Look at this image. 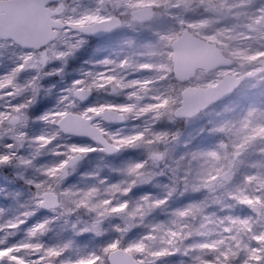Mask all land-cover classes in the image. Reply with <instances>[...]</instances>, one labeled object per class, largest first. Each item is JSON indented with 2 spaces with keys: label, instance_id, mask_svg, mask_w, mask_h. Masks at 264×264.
<instances>
[{
  "label": "rangeland",
  "instance_id": "obj_1",
  "mask_svg": "<svg viewBox=\"0 0 264 264\" xmlns=\"http://www.w3.org/2000/svg\"><path fill=\"white\" fill-rule=\"evenodd\" d=\"M59 5L64 7L67 16L82 21L83 25L113 15L119 16L123 25L97 41H89L76 33L73 38L81 39L83 46L69 58L65 73L44 75L59 66V62L47 64L43 69L25 65L23 73L14 81L22 91L15 96L0 94L3 97L0 113L15 115L9 102L12 107L25 103L32 89L24 86L33 82L37 87L36 102L25 110L28 120L14 129L17 135L25 134L16 155L30 160L31 164L15 159L8 165H0V240L8 244L39 243L44 250L67 245L60 260H50L43 252L38 255L27 249L22 253L26 257L24 264L29 261L61 264V260L72 264L78 258L93 255L100 264H105L110 251L125 250L134 242L144 245V255L131 254L144 262L152 260V253L165 251L175 254L161 257L156 264H200V260L208 264H240L245 255L243 246L250 243L249 237L264 232V223L259 224L256 213L248 210L256 208L260 211L259 217L264 218V200L259 199L264 187V136L256 134L264 128V72L244 81L232 96L194 119L177 121L172 114L179 106L184 87H206L227 74L258 71L257 62L264 58V0H61ZM140 8H152L155 14L149 21L137 24L131 13ZM185 28L216 44L233 60V65L207 74L199 71L186 85L179 84L172 72L169 45ZM29 52L37 55L36 51L22 49L12 41H0V76L7 75ZM105 58L127 60L131 70L144 68L146 71L136 72L139 79L121 72L120 83L116 77L100 75L91 89L90 103L75 102L70 111L78 113L97 105L102 111L123 113L126 120L121 127L102 120L94 126L111 143L119 140L130 143L120 147L121 152L114 156L97 154L98 150L85 155L55 186L60 207L39 214L30 191L33 186L26 180H45L40 170L60 162L63 157L56 153H64L65 145L95 146L84 139L64 138L62 134L54 138V125L43 123L38 117L62 109L64 105L56 104V95L66 94L64 90L81 78L82 73L106 72L98 64ZM121 83H127L128 89L122 88ZM12 127L7 121L0 124V133H3L0 153L7 151L5 144L13 143V133L8 132ZM156 135L162 138L156 140ZM38 136L51 139L47 148L41 149L33 142L32 138ZM154 153L160 159L153 160ZM138 162L145 164L138 172L147 182L141 183L138 177L127 172L129 166ZM13 178L23 184L22 188L16 186ZM134 179L136 186L127 194L105 193L106 187L112 184L126 187ZM93 187L99 190V195L91 202L106 198L116 205L126 201L127 208L101 216L99 212L103 209L90 211L87 207H77L81 194ZM12 192L18 195L5 203V207L3 198L13 195ZM169 192L171 196L167 195ZM144 196L149 199L143 200ZM239 197H248L250 203H241ZM161 200L166 202L156 203ZM193 204L198 207L189 208ZM24 210H33V214L25 217ZM180 210L189 214L179 216ZM245 219L249 221L247 226L232 222ZM18 220L24 222L17 229H10L9 225ZM45 220L50 223L43 233L35 238L27 237L28 230ZM115 241L120 246L103 252ZM202 243L211 247H199ZM251 244L255 247L256 242ZM230 251L237 256L230 258ZM259 259L258 256L252 264H259Z\"/></svg>",
  "mask_w": 264,
  "mask_h": 264
},
{
  "label": "snow or ice",
  "instance_id": "obj_2",
  "mask_svg": "<svg viewBox=\"0 0 264 264\" xmlns=\"http://www.w3.org/2000/svg\"><path fill=\"white\" fill-rule=\"evenodd\" d=\"M41 5H43L41 10V18L42 24L44 26L45 31L47 27L51 24V20L49 19L48 14V6L43 4V0H40V3L33 5V7L37 9H41ZM74 28H79L81 32H93L94 28L83 26L82 21H75L73 23ZM52 33H48L51 35ZM0 40H11L13 42L19 44H28L30 41L25 38V33L22 30L17 29L15 26L10 25L7 21L0 22ZM83 43V41H80ZM47 48V46H45ZM37 55L39 56L38 62L29 63L30 57L25 56L22 58V62L17 64L14 68H12L7 75L0 76V94H7L9 96H15L22 91V88L19 87L14 81L19 78V75L23 73L25 69V65L28 67L35 68L37 64H45L48 60V55L45 54L44 50H38ZM61 56L63 54H60ZM102 69H106V72H94L90 71L87 73H82L81 78L76 79L69 86L67 91L74 93L76 97H79L81 101L86 100L91 95V89L94 86L97 77L100 75H108L110 77H116L117 83H120V73L126 72L128 75L133 76L135 79H139L136 76V72H144L146 69L139 68L135 71L131 70L127 67V60L122 61H113L110 58L102 59L98 62ZM133 80V83L135 82ZM120 86L125 90L128 89L127 83H121ZM24 87H30L35 94L37 92V87L35 83L29 82ZM114 92L116 88L112 89ZM0 98H3L0 95ZM32 101L30 100L28 103H20L14 107L10 108L12 113H16L12 115L10 113H0V124L4 121H7L8 124L12 125V128L8 129V132L13 133L11 139L14 141L13 143L5 144L4 147L7 149L6 152L0 153V165H8L13 160L19 159L20 163L29 165L31 164L30 160L23 159L17 157L16 153L19 149L20 142L23 140L21 136H16L14 129L19 125H24L28 120V117L25 115V110L30 106ZM75 102H71L68 104H64L62 109H57L54 112H46L42 116H39L38 119L43 123L53 124L54 127L58 128L59 131L55 133L54 138H60L61 133H77L82 135L89 136L94 142H99V144L103 145L102 148L98 149L92 146H78V145H65L66 151L64 153H56L57 155H61L63 159L53 166H49L43 168L41 171V175H43L46 179L43 181H35L32 179L26 180V183L32 185L35 189V205L34 208H46L53 209L57 202L58 197L55 194V186H58L61 181L69 175V170H74L77 163L83 159V157L91 152L101 150L107 153H112L113 151H117L120 147L128 145L130 141L128 140H119L115 143H108L106 140L101 139L100 134L95 130L94 125L97 123L99 117L98 114L102 112V109L97 106H88L84 110L76 113V115L71 114V109L74 108ZM93 114H97L94 116ZM188 114V113H180L177 112V115ZM55 117V120L53 119ZM111 116L105 115L104 120H110ZM257 135L264 136V128L256 131ZM3 133H0V138H2ZM162 135H156L155 139L160 140ZM33 142L38 144L41 149L47 148L48 144L51 142L50 138H46L44 136L33 137ZM213 155H215L213 153ZM153 160L160 159V155L154 153L152 156ZM145 166L144 162H138L134 165H131L127 168V172L129 175L136 176L139 178V182L144 183L147 182L146 178L139 175L138 170L142 169ZM251 179V177H249ZM104 183V182H102ZM137 181L134 179L129 182L126 187H122L121 184H112L105 189L106 194L115 195L116 193L127 194L134 186H136ZM67 194V193H65ZM171 192L167 195L171 196ZM99 195V190L95 187L91 188L88 191H85L81 194V198L77 202V207H87L90 211H97V209H103V211L99 212V215H104L105 212H113L118 213L127 208V202L118 203L116 205H112L111 200L109 199H101L98 202H91L95 200ZM143 200L147 201L149 199L148 196H144ZM241 203L248 204L250 200L248 197H239L238 198ZM259 199L264 200V187L261 188V193ZM91 202V203H90ZM166 201H157V204H163ZM198 207L197 205H189V208ZM33 214V210L25 212L23 215L25 217L31 216ZM188 211L180 210L177 212L179 216L188 215ZM23 220H18L16 223H12L9 225L10 229L15 230L19 227ZM233 223L242 224L247 226L249 221L247 219L243 221H232ZM50 221L45 220L35 224L30 230L27 232V237L35 238L38 234L43 233L46 230L47 224ZM250 243L243 246V251L245 253L242 258L240 264H252L253 261L257 259L259 256V264H264V232L253 233L249 237ZM251 241H255V247L252 246ZM120 246L119 241L110 242L107 245L103 252H108L112 248H116ZM201 248H209L211 245L207 243H202L199 245ZM67 245L60 249H42V245L39 243L32 242H16L13 244H8L3 240H0V264H24L25 256L22 253L27 249H32L39 255L43 252V256L50 260H60L63 256L64 251L66 250ZM125 251L128 253H140L141 256L144 255V245L140 242H134L128 245L125 248ZM173 252H165V251H156L152 253V260L150 264H156L157 260L166 255H174ZM230 258L236 257L237 253L234 251H230L228 253ZM93 261H96V264H100V261L96 259V256L89 257H81L72 262V264H92ZM28 264H38L37 261H29ZM61 264L64 262L61 260ZM107 264V262H105ZM113 264H144L142 259H137L134 255H129L124 258H114ZM200 264H208L205 260H200Z\"/></svg>",
  "mask_w": 264,
  "mask_h": 264
},
{
  "label": "water",
  "instance_id": "obj_3",
  "mask_svg": "<svg viewBox=\"0 0 264 264\" xmlns=\"http://www.w3.org/2000/svg\"><path fill=\"white\" fill-rule=\"evenodd\" d=\"M60 1L61 0H47L46 2V0H43V4L47 5L48 9H50V5L56 4ZM38 3H40V0H0V22L7 21L10 25L22 30L25 33V38L30 41L28 44L15 43L22 49L38 51L53 42L48 33L55 31V29L50 24L45 31L41 18L43 5H41V9L33 7V5ZM152 15V9H148L147 11L140 9L132 14L133 18L137 21H146ZM49 19L51 20L50 17ZM83 26L94 28L95 31L87 33L76 31L77 29L80 30L78 27L73 29V31L91 38H102L116 32L121 26V19L119 17L112 16L108 19ZM64 27L69 28L70 25H65ZM172 50L173 74L177 81L182 84H185L193 79L197 71H204V73L207 74L211 71L221 68H229L233 65V60L225 56L215 44L195 37L187 29H185L183 33L172 43ZM257 66L260 67V69L254 73H244L240 75L227 74L214 85L206 87H186L181 93V102L179 107H177L173 112L174 119H192L212 105L227 99L245 80L252 79L256 75L264 72V58L257 62ZM90 97L91 95L83 102L89 101ZM177 112L188 114L177 115ZM71 114L76 115L73 113ZM96 115L97 114H94V116ZM105 115L111 116V119L104 120ZM98 117L102 118L108 124L121 123L124 121L123 115L111 110L99 113ZM95 130L100 134L101 139L106 140L97 128H95ZM63 134L66 136L84 138L95 145H99L101 148L103 147V145L99 144V142H94L87 135L77 133ZM117 151H113L110 154H115ZM59 204L60 202L58 198V202L54 209L58 208ZM42 209L44 211L50 210L46 208ZM129 255L132 254L123 249H115L108 254L107 260L109 264H113L114 258H124Z\"/></svg>",
  "mask_w": 264,
  "mask_h": 264
},
{
  "label": "clouds",
  "instance_id": "obj_4",
  "mask_svg": "<svg viewBox=\"0 0 264 264\" xmlns=\"http://www.w3.org/2000/svg\"><path fill=\"white\" fill-rule=\"evenodd\" d=\"M47 2V0H46ZM49 17L51 18V25L54 27L55 31L51 32L52 34L50 37L54 41L53 43H50L47 48L44 50L48 54V60L45 64H37L41 69L45 67V65L50 63L59 62V66L51 68L49 71L44 72L45 76H51L54 74H60L65 73L66 65L68 64L69 58L74 57V55L82 48V43H80L81 39H74L73 36L76 34V30L73 27V23L75 22L74 19L71 16H67L65 14L64 7L62 5H57L55 7H52L48 9ZM59 17V18H57ZM65 25H70L69 28H65ZM65 32H68V35H65ZM12 43H16L13 42ZM62 45V47H61ZM60 54H63L62 56ZM25 56L30 57L29 63L32 62H38L39 56L33 55V53H25ZM53 89L56 87L54 84L51 86ZM69 87H67L64 91L66 94L56 95V104L58 105H64L71 102H79L81 99L79 97H76L74 93L67 91ZM37 99V92L34 94L32 91L31 97H25V103H28L30 100L32 103L36 102ZM179 111V110H178ZM59 131L58 128L55 127L54 132L52 133V136H55V133ZM16 136H21L23 139L25 138V134L21 132L19 135L15 134ZM14 142V141H13ZM39 150V149H38ZM50 210H55L50 209Z\"/></svg>",
  "mask_w": 264,
  "mask_h": 264
},
{
  "label": "flooded vegetation",
  "instance_id": "obj_5",
  "mask_svg": "<svg viewBox=\"0 0 264 264\" xmlns=\"http://www.w3.org/2000/svg\"><path fill=\"white\" fill-rule=\"evenodd\" d=\"M153 10V12H154V14H155V11H154V9H152ZM154 14H153V16H154ZM152 16V17H153ZM151 17V18H152ZM131 18L133 19V21L135 22V23H137V24H139V23H143V22H147V21H149L151 18H149L148 20H146V21H143V20H140V21H137V20H135L133 17H132V15H131ZM122 25H123V21H122V19H121V26H120V28L122 27ZM119 28V29H120ZM118 29V30H119ZM185 29H187V28H185ZM185 29H183V31L185 30ZM117 30V31H118ZM188 30V29H187ZM116 31V32H117ZM183 31L170 43V48L172 49V43L183 33ZM189 31V30H188ZM190 32V31H189ZM115 33V32H114ZM190 33H192V32H190ZM113 34V33H112ZM112 34H109L108 36H110V35H112ZM193 34V33H192ZM80 35V34H79ZM194 35V34H193ZM81 36H83L84 38H86L87 40H89V41H97V40H100V39H103V38H105V37H108V36H105V37H102V38H91V37H87V36H84V35H81ZM195 36V35H194ZM197 37V36H196ZM199 38V37H198ZM171 61H172V55H171ZM179 84H181V83H179ZM182 85H186V84H182ZM191 86V85H190ZM187 87V86H186ZM186 87H184V89L186 88ZM112 90V89H111ZM183 91V90H182ZM105 92L108 94V89H106L105 90ZM182 93V92H181ZM181 95V94H180ZM92 98H93V92L91 91V97H90V99H89V101H86V102H83V101H79V103L81 104H83V105H86V104H88V103H90V101L92 100ZM125 116V115H124ZM125 120H126V116H125ZM124 123H122V124H119V125H113V126H122ZM99 149V148H98ZM121 152V149H119L115 154H108L107 152H104V151H101V150H98V152H96L97 154H104V155H117L118 153H120ZM92 158H87V161H89V160H91ZM82 161V159L79 161V162H81ZM78 162V163H79Z\"/></svg>",
  "mask_w": 264,
  "mask_h": 264
},
{
  "label": "trees",
  "instance_id": "obj_6",
  "mask_svg": "<svg viewBox=\"0 0 264 264\" xmlns=\"http://www.w3.org/2000/svg\"><path fill=\"white\" fill-rule=\"evenodd\" d=\"M65 138V137H64ZM233 155V152H230L229 153V156H232ZM90 158H92V156L90 157ZM13 180H14V182H15V184H16V186H20V188H22V186H23V184H21L17 179H15V178H13ZM30 191H31V193L32 194H35V189H34V187H31L30 188ZM12 194L13 195H9L7 198L6 197H4L3 198V200H4V204L5 203H7V202H9V201H11V200H13V199H15L16 198V196L18 195L16 192H12ZM35 196V195H34ZM22 204H24V202L22 203ZM5 207H7V204H5L4 205ZM249 211H251V212H254L253 211V208L252 209H248ZM37 211H38V213L39 214H45V212H43L40 208H38L37 209ZM257 211H258V213H256L255 214V219H256V221L258 222L259 221V224H263L264 223V218H261V217H259V210L257 209ZM23 212H26V210H24ZM125 227H127V226H125ZM131 228V227H130ZM150 263V261L149 260H146L145 262H144V264H149Z\"/></svg>",
  "mask_w": 264,
  "mask_h": 264
}]
</instances>
